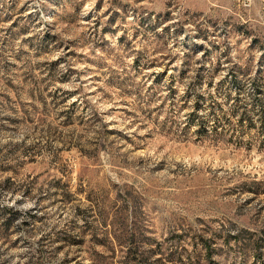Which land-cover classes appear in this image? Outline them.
I'll list each match as a JSON object with an SVG mask.
<instances>
[{
    "label": "rangeland",
    "instance_id": "374dc122",
    "mask_svg": "<svg viewBox=\"0 0 264 264\" xmlns=\"http://www.w3.org/2000/svg\"><path fill=\"white\" fill-rule=\"evenodd\" d=\"M2 206L0 264H264V0H0Z\"/></svg>",
    "mask_w": 264,
    "mask_h": 264
},
{
    "label": "trees",
    "instance_id": "16d2710c",
    "mask_svg": "<svg viewBox=\"0 0 264 264\" xmlns=\"http://www.w3.org/2000/svg\"><path fill=\"white\" fill-rule=\"evenodd\" d=\"M0 212L5 215L7 213L12 214V216H10L9 218H6L2 224V226L4 227V229L9 228L11 223H12V219L14 217V208H10L9 206H2L0 207ZM103 220L100 221L97 217V221L99 220V224H102V226H104L103 228V232L102 235L100 236V234L95 230V226L94 224L88 223L86 221V225L89 227H91V229H93L92 232V239L95 242H99L101 244L107 245L108 243H112L113 241H115L117 239V241H119L120 244H124L127 243L129 240H133L135 238V235L133 233L130 234V232H128V228L127 225L123 222V224L121 226H119L120 230H119V234H117L116 232H114V227H117V220L116 219H112L111 222H108L107 218H102ZM87 220V219H86ZM114 234V235H113ZM207 249V248H206ZM255 249H261L260 251H263L262 249H264V246H255ZM156 260L158 262H162V264H170L169 262H164L163 263V258L162 257H158L156 258ZM172 264H178V263H172ZM188 264H194L193 262H189Z\"/></svg>",
    "mask_w": 264,
    "mask_h": 264
}]
</instances>
